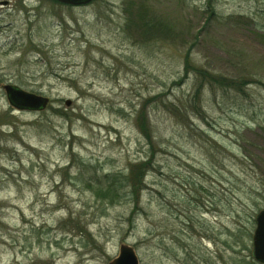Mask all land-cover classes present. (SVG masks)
I'll return each mask as SVG.
<instances>
[{
    "label": "rangeland",
    "instance_id": "1",
    "mask_svg": "<svg viewBox=\"0 0 264 264\" xmlns=\"http://www.w3.org/2000/svg\"><path fill=\"white\" fill-rule=\"evenodd\" d=\"M0 1V264H264V0Z\"/></svg>",
    "mask_w": 264,
    "mask_h": 264
},
{
    "label": "water",
    "instance_id": "2",
    "mask_svg": "<svg viewBox=\"0 0 264 264\" xmlns=\"http://www.w3.org/2000/svg\"><path fill=\"white\" fill-rule=\"evenodd\" d=\"M56 3L79 6L86 5L93 0H52ZM8 104L16 110H43L48 98L29 93L17 86L6 84L2 86ZM68 105L69 101H65ZM252 256L255 260L264 263V208H262L254 218V229L251 236ZM108 264H138L137 256L131 246L120 244L118 253Z\"/></svg>",
    "mask_w": 264,
    "mask_h": 264
},
{
    "label": "trees",
    "instance_id": "3",
    "mask_svg": "<svg viewBox=\"0 0 264 264\" xmlns=\"http://www.w3.org/2000/svg\"><path fill=\"white\" fill-rule=\"evenodd\" d=\"M187 67L188 66L185 67V71H187V69H188ZM198 77H199V85L203 84V83L204 84L207 83V84H210V85L217 84V85H219V87H227V86L228 87H233V88L238 87L234 80L227 79V78H224V77H219V76L216 78L214 75H212V74L209 75L204 70L198 71ZM147 163L148 162H142V163L139 164V168H138V170L136 172L138 173V176L140 177V179H141L142 174H143L142 173L143 168L147 165ZM130 174H131V170L129 171V173L126 176L123 177V180L125 182V185L129 187L130 195H132L133 201H135L136 200L135 191L138 190L139 186H137L138 182L137 183H135V182L133 183V182L130 181V179L132 177V174H131V176H130ZM112 183L113 184L109 185V187L107 188V190L109 191L108 194L111 195V196L114 195V193H115L114 190H116L115 186H117V181L113 180ZM236 233H237L236 234L237 236L240 233H243L244 235H248L249 234L248 230L242 231V232L239 231V232H236ZM232 242L235 243V244L238 243L235 240H233Z\"/></svg>",
    "mask_w": 264,
    "mask_h": 264
},
{
    "label": "flooded vegetation",
    "instance_id": "4",
    "mask_svg": "<svg viewBox=\"0 0 264 264\" xmlns=\"http://www.w3.org/2000/svg\"><path fill=\"white\" fill-rule=\"evenodd\" d=\"M8 1H0V7L8 5Z\"/></svg>",
    "mask_w": 264,
    "mask_h": 264
}]
</instances>
